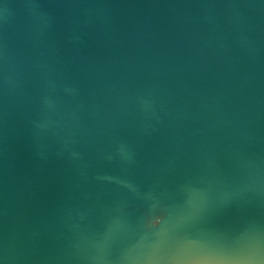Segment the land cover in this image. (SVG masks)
<instances>
[{
  "label": "water",
  "instance_id": "1",
  "mask_svg": "<svg viewBox=\"0 0 264 264\" xmlns=\"http://www.w3.org/2000/svg\"><path fill=\"white\" fill-rule=\"evenodd\" d=\"M260 242L264 0H0V264Z\"/></svg>",
  "mask_w": 264,
  "mask_h": 264
},
{
  "label": "snow or ice",
  "instance_id": "2",
  "mask_svg": "<svg viewBox=\"0 0 264 264\" xmlns=\"http://www.w3.org/2000/svg\"><path fill=\"white\" fill-rule=\"evenodd\" d=\"M222 240H223V242H225V243H229V242H231L230 238H229L227 235H225L224 237H222ZM243 243H244L246 246H248L249 248H251L252 245H254L255 241H254L252 238H248V239H246L245 241H243ZM260 243H261V242H260ZM261 246H262V248H264V244L261 243Z\"/></svg>",
  "mask_w": 264,
  "mask_h": 264
}]
</instances>
